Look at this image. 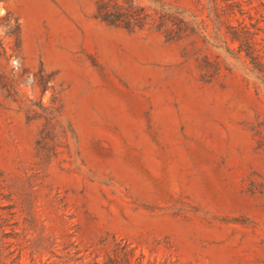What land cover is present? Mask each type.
<instances>
[{"label": "rangeland", "instance_id": "374dc122", "mask_svg": "<svg viewBox=\"0 0 264 264\" xmlns=\"http://www.w3.org/2000/svg\"><path fill=\"white\" fill-rule=\"evenodd\" d=\"M98 1L0 0L5 264H264V75L229 41L240 16L180 0L201 28L168 40Z\"/></svg>", "mask_w": 264, "mask_h": 264}, {"label": "trees", "instance_id": "16d2710c", "mask_svg": "<svg viewBox=\"0 0 264 264\" xmlns=\"http://www.w3.org/2000/svg\"><path fill=\"white\" fill-rule=\"evenodd\" d=\"M150 1L159 8V11L154 10L153 13L156 18H151V15L146 13L145 9L139 7L133 0H123L122 3H119L118 0H99L96 16L110 25L122 24L128 30L142 29L151 22L155 24L158 31L164 33L168 40L189 38L201 28L197 21H187L183 18L185 12L176 4L180 0L170 2H167V0ZM211 3L212 13L219 21L223 19V21L229 22L238 19V15L240 16L237 20L239 22L238 26L229 27V41L232 44H237L239 52L244 53L256 72L264 75V46H260L257 50L259 43L256 35L251 30L255 29L262 32L264 27L259 26L261 20L250 14V10H245L241 0H211ZM224 43L228 47L227 42ZM16 258L19 259L20 255H17ZM0 264H5L1 247Z\"/></svg>", "mask_w": 264, "mask_h": 264}]
</instances>
